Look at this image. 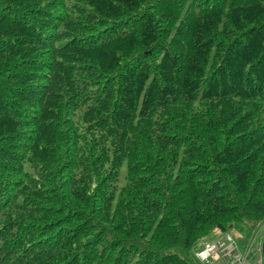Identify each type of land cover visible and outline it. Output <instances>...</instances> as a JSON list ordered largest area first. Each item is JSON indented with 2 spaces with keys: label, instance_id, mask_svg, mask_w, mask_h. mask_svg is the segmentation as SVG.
I'll return each instance as SVG.
<instances>
[{
  "label": "trees",
  "instance_id": "trees-1",
  "mask_svg": "<svg viewBox=\"0 0 264 264\" xmlns=\"http://www.w3.org/2000/svg\"><path fill=\"white\" fill-rule=\"evenodd\" d=\"M264 222V0H0V264H190Z\"/></svg>",
  "mask_w": 264,
  "mask_h": 264
},
{
  "label": "rangeland",
  "instance_id": "rangeland-1",
  "mask_svg": "<svg viewBox=\"0 0 264 264\" xmlns=\"http://www.w3.org/2000/svg\"><path fill=\"white\" fill-rule=\"evenodd\" d=\"M253 242V236H255ZM264 238V222H247L235 224L234 228L227 231L221 232L219 230H213L206 237L201 238L194 249L190 251L189 255H184L180 250L173 249L181 257L189 259L190 264H263L261 243ZM203 242L202 244L200 242ZM242 244V254L240 252L232 251L235 242ZM217 247L215 253L209 255L207 260H201L197 253L204 249L207 245ZM253 249V250H252ZM221 250L224 251L223 256ZM247 252V257H246ZM227 254V255H226ZM226 255V256H225Z\"/></svg>",
  "mask_w": 264,
  "mask_h": 264
},
{
  "label": "built area",
  "instance_id": "built-area-1",
  "mask_svg": "<svg viewBox=\"0 0 264 264\" xmlns=\"http://www.w3.org/2000/svg\"><path fill=\"white\" fill-rule=\"evenodd\" d=\"M215 244L212 245H207L206 247H204L203 250H201L200 252L197 253V256L201 259V260H207L209 255H211L213 252L215 253L217 250V247L214 246ZM216 250V251H215Z\"/></svg>",
  "mask_w": 264,
  "mask_h": 264
},
{
  "label": "crops",
  "instance_id": "crops-1",
  "mask_svg": "<svg viewBox=\"0 0 264 264\" xmlns=\"http://www.w3.org/2000/svg\"><path fill=\"white\" fill-rule=\"evenodd\" d=\"M254 221H252L251 223H253ZM252 241V240H251ZM203 242H205V241H202V242H200L201 244L203 243ZM235 244L236 245H233V248H231L232 249V251L231 252H233V251H236L237 252V250H238V252H240L241 254H242V244H239L237 241L235 242ZM195 250V249H194ZM253 250V249H252ZM223 253H224V251H222L221 250V255L223 256ZM227 255V254H226ZM225 255V256H226ZM196 264H201V263H199V262H195Z\"/></svg>",
  "mask_w": 264,
  "mask_h": 264
},
{
  "label": "water",
  "instance_id": "water-1",
  "mask_svg": "<svg viewBox=\"0 0 264 264\" xmlns=\"http://www.w3.org/2000/svg\"><path fill=\"white\" fill-rule=\"evenodd\" d=\"M261 252H262V260H263V264H264V238H263L262 243H261Z\"/></svg>",
  "mask_w": 264,
  "mask_h": 264
},
{
  "label": "clouds",
  "instance_id": "clouds-1",
  "mask_svg": "<svg viewBox=\"0 0 264 264\" xmlns=\"http://www.w3.org/2000/svg\"><path fill=\"white\" fill-rule=\"evenodd\" d=\"M263 261V260H262Z\"/></svg>",
  "mask_w": 264,
  "mask_h": 264
}]
</instances>
